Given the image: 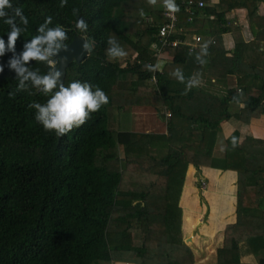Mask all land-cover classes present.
I'll return each instance as SVG.
<instances>
[{"label":"trees","instance_id":"trees-1","mask_svg":"<svg viewBox=\"0 0 264 264\" xmlns=\"http://www.w3.org/2000/svg\"><path fill=\"white\" fill-rule=\"evenodd\" d=\"M199 1L206 6L192 21L179 7L178 26L215 44L205 52L168 48L172 63L153 86L155 71L143 65L156 61L151 45L167 21L162 0H68L64 7L12 0L29 21L17 53L51 16L50 26L67 31L66 43L81 36L92 44L88 59L67 69L65 84L99 86L109 103L57 137L28 107L48 97L31 86L16 91L12 53L0 57V264H196L180 205L191 165L237 173L236 219L224 229L215 264H264V138L248 129L264 118V0ZM78 17L88 23L83 33ZM7 30L0 19L5 41ZM109 35L126 56L107 57ZM214 82L223 92L207 86ZM232 104L243 108L232 112ZM137 108L162 118L169 110L167 134L128 131L126 117ZM223 123L234 132L221 150Z\"/></svg>","mask_w":264,"mask_h":264},{"label":"clouds","instance_id":"clouds-1","mask_svg":"<svg viewBox=\"0 0 264 264\" xmlns=\"http://www.w3.org/2000/svg\"><path fill=\"white\" fill-rule=\"evenodd\" d=\"M149 4H155L156 0H147ZM68 0H60V7H64ZM163 7L171 12L179 11V5L175 0H162ZM78 12L77 8L72 9L73 15ZM143 10L140 15L143 16ZM0 19L8 25L7 40L0 35V57L6 52L12 53L7 61V66L16 73V91H23L29 86L39 90L48 97L46 102L39 103L32 101L28 107L35 109L34 119L46 132H53L55 136L69 133L74 128L85 124L91 119L92 114L98 112L102 106L109 103V97L99 86L90 84L87 81L72 80L65 84L61 80L63 73L57 66L59 62H66L67 57H58L63 50L67 51L69 44L66 43L68 34L61 25H52V17L47 16L43 23L36 28V34L31 36L23 44V50L17 53L16 44L29 23L19 6H14L12 0H0ZM75 29L83 33L88 29V23L82 17L75 21ZM24 36V35H23ZM106 55L109 59H119L127 55L118 40L109 35L107 37ZM206 51L207 42L201 45ZM83 49L89 54L92 51L91 42L85 41ZM199 58V57H198ZM30 61L43 63L47 71L41 73L39 68H33ZM5 65L0 63V73H3ZM143 67L149 71H156L159 65L145 64ZM174 75L179 82L185 79L180 69H175ZM195 83L189 82V86Z\"/></svg>","mask_w":264,"mask_h":264},{"label":"crops","instance_id":"crops-1","mask_svg":"<svg viewBox=\"0 0 264 264\" xmlns=\"http://www.w3.org/2000/svg\"><path fill=\"white\" fill-rule=\"evenodd\" d=\"M262 12L264 14V6L262 8ZM235 77H229L227 84H235ZM213 83V85H207L213 92L221 93L225 89V85ZM243 108L242 104H232L231 111H239ZM146 113V115L153 114L152 118H143L142 115L141 120L138 118L140 116L139 113ZM132 117L129 116L126 119V122L131 123V126H128V131L134 133H156V134H167V120L161 118L159 114L149 108H137L132 110ZM136 115V117L134 116ZM158 114V116H156ZM130 115V114H129ZM136 118V119H135ZM135 119V120H134ZM134 120V121H133ZM250 133H252L253 137L257 139L264 138V118L257 119L253 121L251 126L248 128ZM221 138H223L224 142L228 139L232 133L234 132L233 126L228 123L222 124L221 129ZM221 141V143L223 142ZM220 143V144H221ZM219 148L222 149L219 145ZM205 180L207 182V187L204 191L200 188V181ZM237 173L234 171H221L217 169L211 168H202L200 170L196 169L194 166H189L187 171V177L185 181V185L183 188V193L180 201V205L183 209V230L184 235L192 236L194 233L193 243L196 244V249L202 253V262L197 258L196 255V264H209V261L206 260V252H204V246L207 248L209 244H205L203 242L209 241L216 243L215 246L218 248L223 243L224 238V229L228 224H231L235 221V210H236V195H237ZM220 184V185H219ZM224 186V187H223ZM219 190V188H222ZM202 197V198H201ZM205 199L207 204L211 208L210 213H206V210H199L200 200ZM227 204V211H223V205ZM211 205L213 207H211ZM199 212V214H198ZM208 216L207 223L204 225L201 222V218H205ZM191 219V224L189 221ZM193 225V226H191ZM191 227V229H188ZM195 230V231H194ZM194 232V233H193ZM206 236V237H205ZM189 238V241L191 240ZM193 239V238H192ZM204 239V240H203ZM207 239V240H206ZM207 243V242H206ZM216 250L214 252L216 253ZM196 254V252H195ZM215 255V254H214ZM216 256V255H215ZM214 256V257H215ZM215 258L211 262V264H215Z\"/></svg>","mask_w":264,"mask_h":264},{"label":"built area","instance_id":"built-area-1","mask_svg":"<svg viewBox=\"0 0 264 264\" xmlns=\"http://www.w3.org/2000/svg\"><path fill=\"white\" fill-rule=\"evenodd\" d=\"M175 2L189 14V21H192V19L198 15L199 11L206 6L204 1L199 0H175ZM164 15L167 21L160 26L155 37L156 41L151 45L156 58L154 65H159V68L154 72L152 77V82L154 84H157L156 73H162L165 66L172 63V57H170L167 52L168 48L185 46L188 47L190 51L205 52L201 48L202 44L207 42V49L211 46V43L215 44L213 39L206 40L202 36L192 31H185L183 27L178 26L179 18L177 12H171L165 9ZM169 118H171V113L169 110H166L165 119L168 120ZM200 182L201 190L204 191L207 187V182L205 180Z\"/></svg>","mask_w":264,"mask_h":264},{"label":"rangeland","instance_id":"rangeland-1","mask_svg":"<svg viewBox=\"0 0 264 264\" xmlns=\"http://www.w3.org/2000/svg\"><path fill=\"white\" fill-rule=\"evenodd\" d=\"M154 85H155V84H153V86H154ZM155 86H156V85H155ZM139 114H140V116H138V114H134V116L136 117V115H137L138 118H140L141 115H142V121H143V118H145V117H147L148 119L154 117L153 114H150V115L147 114V115H146V113H144V112H142V113L140 112ZM129 116L132 117V116H133L132 113H130ZM129 116H128V117H129ZM156 116H158V114H156ZM159 116H160V115H159ZM128 117H126V118L128 119ZM160 117H161V116H160ZM161 118H162V117H161ZM135 119H136V118H135ZM135 119H134V120H135ZM134 120H133V121H134ZM140 120H141V118H140ZM128 126H131V123H129ZM222 140H223V138H222ZM220 143H221V142H220ZM224 145H225V144H224V140H223V142L220 144V147L223 149V148H224ZM219 149H220V148H219ZM222 149H221V150H222ZM199 183H200V185H201V182H199ZM219 185H220V184H219ZM223 187H224V186H223ZM223 187H222V188H219V190H222ZM200 188H201V186H200ZM201 189H202V188H201ZM201 198H202V197H201ZM200 202H201L200 205H198V206H199V210H204V211L206 210V213L208 212V215H209V213H210V211H211V210H210L211 208H210L209 205L207 204V201H206L205 199H201ZM211 207H213V206L211 205ZM227 207H228L227 204H224V205H223V211H224V212H226V211L228 210ZM198 214H199V212H198ZM210 214H211V213H210ZM208 219H209V218H208V216L206 215L205 218H203V217L201 218V222H202L204 225H207V226H208V225H209V224L207 223V220H208ZM189 221H190V224H191V219H190ZM191 226H193V225H191ZM188 229H191V227H189ZM194 231H195V230H194ZM193 233H194V232H193ZM195 235H196V234L194 233V235L192 236V238H193L192 241H191V240L189 241V238H191V236H189V235L185 236V243L188 244V245H191V246H192L193 250L196 252L197 258H198L199 260H201L200 262H202V260H203L205 257L202 258V253H201V252L198 253V251H197L198 248L196 249V247H195L196 244L193 243V241H194V236H195ZM205 237H206V236H205ZM203 240H204V239H203ZM206 240H207V239H206ZM211 240H212V239H211ZM211 240L206 241L207 243H206V242H203V243H205V244H209L207 248L204 246V252H206V254H207V255H206V260H207V262L210 260V261H209V264H211V262L214 260V258H215V257H214V256H215V255H214V254H215L214 250L217 249V248H216L217 246H215L216 243H214L215 241L210 242Z\"/></svg>","mask_w":264,"mask_h":264},{"label":"water","instance_id":"water-1","mask_svg":"<svg viewBox=\"0 0 264 264\" xmlns=\"http://www.w3.org/2000/svg\"><path fill=\"white\" fill-rule=\"evenodd\" d=\"M85 38L81 36H76L73 41L69 44L67 51H61L58 54V57H67L66 62H59L58 67L63 73L61 80L65 82L67 69L70 67L72 63L81 64L86 61L89 57V54L86 50L83 49V44L85 42Z\"/></svg>","mask_w":264,"mask_h":264}]
</instances>
